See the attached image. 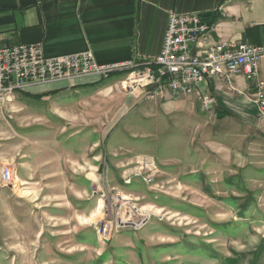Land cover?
Wrapping results in <instances>:
<instances>
[{"label":"rangeland","instance_id":"obj_1","mask_svg":"<svg viewBox=\"0 0 264 264\" xmlns=\"http://www.w3.org/2000/svg\"><path fill=\"white\" fill-rule=\"evenodd\" d=\"M125 77L119 89L138 104L122 114L25 92L0 106V264H264L259 149L222 155L217 118L144 99L152 87ZM60 143L65 182L55 171ZM129 211L150 219L125 226ZM22 212L35 219L34 240L16 237ZM106 223L111 233L98 238Z\"/></svg>","mask_w":264,"mask_h":264},{"label":"crops","instance_id":"obj_2","mask_svg":"<svg viewBox=\"0 0 264 264\" xmlns=\"http://www.w3.org/2000/svg\"><path fill=\"white\" fill-rule=\"evenodd\" d=\"M171 12L196 14L205 22L212 21L213 31L207 37L208 43L264 44V0H0V45L38 43L46 57L90 51L100 65L134 62L144 69L161 52ZM123 73L126 75L128 71L107 79L89 76L54 82L30 88L24 94L47 102L74 99L92 106L105 102L107 109H112L110 115L120 111L122 114L138 104L134 95L119 89ZM113 76L119 79L112 81ZM258 79L264 83V57L259 62ZM231 83L232 92L225 89L221 78L203 84V89L215 97L216 105L209 114L218 119V140L225 152L221 154L259 149L257 155L264 157V122L257 123L254 88L241 75L233 76ZM147 94H142L143 98ZM156 99L159 105L178 112L198 113L200 109L199 102L191 95L165 92ZM128 144L129 149L134 147ZM66 147V143L64 146L60 143L55 165L60 175L58 179L63 182L68 177L62 176L64 158L68 155ZM260 156L253 168L264 172V160ZM31 177L32 174L26 179L31 180ZM1 192L4 202H8L5 191ZM14 201L17 211H22L20 202ZM87 210H84L85 217ZM22 214L25 220L18 219L12 225L18 231L16 237L34 240L39 235V232L31 233L36 230L35 219L30 213Z\"/></svg>","mask_w":264,"mask_h":264},{"label":"built area","instance_id":"obj_3","mask_svg":"<svg viewBox=\"0 0 264 264\" xmlns=\"http://www.w3.org/2000/svg\"><path fill=\"white\" fill-rule=\"evenodd\" d=\"M212 31V24L196 14L171 12L161 52L144 69L134 62L100 65L90 51L46 57L38 43L0 45V106L11 102V91L25 92L30 88L89 76L99 79L106 73L129 68V78L124 85L152 87L146 95L147 100L161 97L165 92L191 95L206 113L212 110L216 101L209 91L203 89V84L221 78L225 89L232 92L231 78L241 75L254 88L257 118L264 122V83L258 79L264 44H211L206 40ZM149 219L150 215L133 217V225L125 226L142 228ZM110 229L111 224L106 223L100 230L107 238Z\"/></svg>","mask_w":264,"mask_h":264},{"label":"bare ground","instance_id":"obj_4","mask_svg":"<svg viewBox=\"0 0 264 264\" xmlns=\"http://www.w3.org/2000/svg\"><path fill=\"white\" fill-rule=\"evenodd\" d=\"M122 71H128V73L126 74L127 76H126V78H125V80L126 79H128L129 78V68H122V69H120V71L119 72H122ZM115 73H106V75H103V77L101 78V79H107V78H109L110 76H112V75H114ZM16 92H21V91H11V95H13L14 93H16ZM7 173H8V175H7V177H9V175H11V173L10 172H8L7 171ZM12 182H13V185L15 184L16 185V182L17 181H14V179H12ZM129 183V182H128ZM14 185V186H15ZM131 212V216L129 217L128 216V219L129 220H131V221H133V217H136V218H138V216L135 214V213H133L132 211H130ZM140 213H142V212H140ZM140 215H142V214H140ZM144 215V214H143ZM145 215H147V214H145ZM149 215V214H148ZM133 216V217H132ZM93 218H95V217H93ZM131 224V225H133V222H131V223H129L128 221L126 222V219H123V221H122V224ZM145 223H147V222H144V224ZM111 229L110 230H108V235L111 233ZM99 232H100V230L99 229H97L96 230V233H97V236H98V238H99V236H100V238L102 237V239L103 238H105L106 237V234L103 232V230H101V233L99 234Z\"/></svg>","mask_w":264,"mask_h":264},{"label":"trees","instance_id":"obj_5","mask_svg":"<svg viewBox=\"0 0 264 264\" xmlns=\"http://www.w3.org/2000/svg\"><path fill=\"white\" fill-rule=\"evenodd\" d=\"M210 24H212V21L211 22H209Z\"/></svg>","mask_w":264,"mask_h":264}]
</instances>
